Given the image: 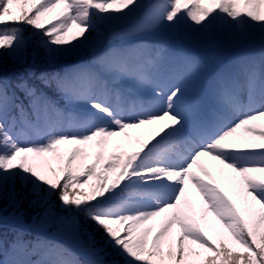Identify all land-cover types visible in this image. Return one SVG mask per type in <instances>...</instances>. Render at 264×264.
I'll return each instance as SVG.
<instances>
[{
    "label": "snow or ice",
    "instance_id": "snow-or-ice-1",
    "mask_svg": "<svg viewBox=\"0 0 264 264\" xmlns=\"http://www.w3.org/2000/svg\"><path fill=\"white\" fill-rule=\"evenodd\" d=\"M5 199L0 264H264V0H0Z\"/></svg>",
    "mask_w": 264,
    "mask_h": 264
},
{
    "label": "trees",
    "instance_id": "trees-1",
    "mask_svg": "<svg viewBox=\"0 0 264 264\" xmlns=\"http://www.w3.org/2000/svg\"><path fill=\"white\" fill-rule=\"evenodd\" d=\"M30 52L29 50V60H30ZM6 70L13 71L15 70V66L11 63L10 60H5ZM18 199H22L18 197ZM31 199V198H29ZM42 212V209L38 207H30L28 200H23L20 204V207L17 208L15 205L9 206L8 201L5 199L0 201V234H6L7 238L11 240L14 236V229H18L21 227L20 223L17 221V217L23 216V224L28 225L32 222V217L37 213ZM54 231V229H49V232ZM32 233H29L25 238H32Z\"/></svg>",
    "mask_w": 264,
    "mask_h": 264
},
{
    "label": "rangeland",
    "instance_id": "rangeland-1",
    "mask_svg": "<svg viewBox=\"0 0 264 264\" xmlns=\"http://www.w3.org/2000/svg\"><path fill=\"white\" fill-rule=\"evenodd\" d=\"M52 15L54 16L55 13H53ZM74 30L75 29L73 28L72 31H74ZM69 36H71V31L69 33ZM169 39H170V44H171L172 48L175 49L174 48L175 43H174V39H173V34L170 35ZM237 54L238 53H235L233 55V57L236 56ZM132 134L133 135H137L138 133L133 132ZM202 164L204 165V167L206 169H208V171H210L212 173L213 177L215 176L219 180V182H220L221 186L223 187V189H225L227 192H229V195L231 196L232 194H231V192L229 190V186L225 183L224 179L219 175L217 169L213 167L212 162L209 161L207 158H202Z\"/></svg>",
    "mask_w": 264,
    "mask_h": 264
}]
</instances>
